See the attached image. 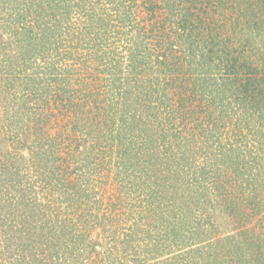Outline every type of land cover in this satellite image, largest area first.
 Returning a JSON list of instances; mask_svg holds the SVG:
<instances>
[{
    "label": "rangeland",
    "instance_id": "obj_1",
    "mask_svg": "<svg viewBox=\"0 0 264 264\" xmlns=\"http://www.w3.org/2000/svg\"><path fill=\"white\" fill-rule=\"evenodd\" d=\"M260 76L264 0H0V264H264Z\"/></svg>",
    "mask_w": 264,
    "mask_h": 264
},
{
    "label": "trees",
    "instance_id": "obj_2",
    "mask_svg": "<svg viewBox=\"0 0 264 264\" xmlns=\"http://www.w3.org/2000/svg\"><path fill=\"white\" fill-rule=\"evenodd\" d=\"M181 28L182 27H184L185 28V26H180ZM187 37H189L190 38V36H187ZM78 43H79V45H78ZM76 46V47H75ZM73 47H75V49H76V51H78V52H81V51H83V50H85V47H84V45L82 44V43H80V42H76L75 43V45L73 46ZM71 56V58L70 59H68L67 60V62L65 63V64H62V68H61V73H62V75H67V74H69L70 73V71L71 70H74L75 72H76V70L78 69V67H77V64H76V61L74 60V55L73 54H71L70 55ZM176 56H173L172 58H175ZM157 62H159V61H155V62H153V64H155V63H157ZM161 63V62H160ZM156 65V64H155ZM234 66H235V68H236V70H238V69H241V68H238L237 67V65L238 64H233ZM232 65V66H233ZM156 66H160V64H158V65H156ZM233 66V67H234ZM239 66H240V64H239ZM146 67H149L147 64H146V61H144V60H137L136 62H133V63H131V64H129V65H125L124 66V68H123V70L122 71H125V73H124V75H123V80H131V79H134V80H137V78H139L138 77V74L139 73H141L143 70H145L146 69ZM125 69V70H124ZM121 71V70H120ZM135 71V72H134ZM245 71V73H246V70H244ZM225 73H229L228 71L227 72H225ZM233 73H235L234 71H232L231 70V75H233L234 76V74ZM222 74H224V73H222ZM237 78H238V76H236ZM154 79H158V78H154ZM230 79H231V76H230ZM242 79V78H241ZM260 79L261 80H263L264 78L262 77V76H260ZM58 80H60V79H58ZM244 80V78L242 79V81ZM242 81H240L239 80V78L238 79H236L235 80V83H237V84H243L245 87H244V90H243V92H245V93H247L246 95H248V96H253V93L251 92V91H254V83H253V81L251 82V83H249L248 82V79L246 78V82H243V83H240V82H242ZM256 85V84H255ZM72 92H73V95L71 96V94H72ZM72 92H70L67 96H65V98L63 99V98H61V97H59V100L61 101V102H67V101H69V100H77V99H84V97L86 96V98L88 97V99H89V97H90V94L88 93V94H85L84 92H82V91H80V90H73L72 89ZM55 95V94H54ZM58 95H56L55 97H57ZM139 99H141V103L145 106V107H143L144 109H149L148 108V104H150V103H155L154 105L155 106H152V107H156V102H154V101H151L150 100V98H148L147 96H140V98ZM73 100V101H74ZM71 102V101H70ZM76 106H77V104L76 103H74V108H76ZM77 112V110H75L74 111V113H76ZM99 122V121H98ZM97 122V123H98ZM44 124V123H43ZM41 125H38V129L39 130H41ZM246 128L247 129H250L249 128V124H247L246 125ZM91 136H93V137H87L86 136V138L88 139V146H91V148H93V147H97L96 148V150H103V149H105L106 147H105V145L103 144V141H102V139H100V141L99 140H97V138L96 137H98L97 135H91ZM36 147H38V145L36 146ZM136 148V147H135ZM137 148H140V147H137ZM136 150V149H135ZM41 154V153H40ZM53 154V153H52ZM250 155V154H249ZM258 179V178H257ZM71 181H74V182H76L74 179H73V177H71V179H68V181H67V183H70ZM253 181H257L256 179H253ZM44 184L45 183V180H40V184ZM77 183V182H76ZM30 184H32V185H34V183H33V181L32 182H30ZM64 187H66V186H64ZM72 190H71V192L72 193H74V195L76 194V196L78 195V187H77V184H76V186H73L72 185V188H71ZM79 237H72V240H70V242L68 243V244H66V246H67V252H68V257H70L71 255H72V253H73V250L75 249V244H76V241H77V239H78ZM77 245H79V243H77ZM41 262V261H40Z\"/></svg>",
    "mask_w": 264,
    "mask_h": 264
}]
</instances>
